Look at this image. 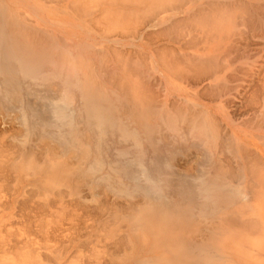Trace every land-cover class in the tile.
<instances>
[{
  "label": "bare ground",
  "instance_id": "obj_1",
  "mask_svg": "<svg viewBox=\"0 0 264 264\" xmlns=\"http://www.w3.org/2000/svg\"><path fill=\"white\" fill-rule=\"evenodd\" d=\"M260 2L251 4L252 6L249 2V6L246 4L256 17V19L252 18L251 22L248 16L250 10L248 14L246 6L243 7L244 3L242 5L237 0H108L104 2L0 0V112L3 115L13 116V120L16 119L21 125L15 126L10 133L1 132L5 135L0 136V204L6 196V194L2 195V191L5 190L3 184L8 185L11 182L9 186L14 187L5 210L0 211V232L1 228L9 225L10 221L19 214L29 213V209L33 206L36 208V211L33 209L36 216L32 215L35 219L33 221L35 227L30 226L32 224L29 222L33 220L31 216L30 220L23 221V227L29 233L21 239H14L15 241L11 239L13 243L15 242L12 250L10 246L7 250L0 251V264H41V258L46 261L45 264H86L87 262L94 264L100 258L101 261L106 260L108 257L105 258V255L112 247L109 248L110 250L107 248L100 252L101 250H96L98 246L94 244L96 242L98 244L102 238H104L102 241L107 240V243L113 244V241L120 240L118 236L122 239L116 243L122 248L126 247L127 252L123 257L117 255L119 253H113L112 255L117 257L113 258L112 264H260L258 259L264 258V251H257L256 243L259 238V244L264 246V205L256 201L259 198L256 200L254 196L251 198V192H248L251 186L248 191L246 190L247 195L250 194V202L247 201L248 196L244 194V188H241L243 185L240 186V183L235 181L240 175L244 178V174L237 176L234 167L230 165L231 157L227 158L230 162L225 160L227 153L230 152L233 156L232 161L236 160L237 167L239 161H244L247 157L251 158V163H258L255 152L248 148L251 141L259 145H253L255 151L257 152L258 148L259 154L264 155V146H261L264 144V138L258 135L264 133L262 129L264 123L263 126L259 125L260 122H255L256 119L253 122L258 124L257 126L252 122L253 117L249 122L245 121L246 124L242 123L243 120L241 122L243 127L249 126L250 129H255L256 125V129L262 128L258 129V133L248 130L249 132H242L237 136L238 128L234 122L236 120L233 121L228 114L230 106L225 109L236 90L234 88L236 85L232 87L231 84H225L236 83V81L233 83L232 75L225 79L226 73L230 69L233 70L232 65H234L229 59V55H232L229 51L233 49L227 47L231 45L228 46L231 41L239 44V40H242L239 38L235 42L234 37L236 35L242 37L240 33L243 32L240 30L243 29L237 25L240 22L244 23L245 20L237 22L243 19L241 16L244 15L245 18L248 16L247 20L250 21L253 32H256L255 35L264 36V2L262 4ZM31 5H36V9L30 10ZM182 7L185 9H181ZM178 16L184 18L181 17L180 20ZM201 20H205L204 25ZM190 21L193 23L196 21L197 24L200 21V27H192L194 24L191 25ZM246 24L245 21L242 26L247 28ZM184 25L189 27H184V29L187 27L186 31L179 27ZM74 29L80 32H77V37L82 35L81 40L89 39L94 43H78L79 38L71 34ZM181 29L183 30L179 32ZM170 30H175L174 34L177 30L178 36L175 35V38L168 36L172 39L169 41L176 39L180 42L179 38L183 31L185 33L181 38L185 39L186 34L189 35L190 40L195 33L202 35V42L199 37L196 40L197 35H195L194 39L201 44L200 46L196 44L197 47H194L204 59H200L202 57L199 55L196 58L195 53H192L195 60L190 59L192 57L190 54V56L182 53L180 55L177 51L175 53V50H172L174 47H167L169 45L167 43L166 47L165 44L161 48H159L161 45L153 47V41H162ZM137 35L147 38L145 39L147 43L144 41L145 43L134 46L146 51L147 55H144L147 57L150 55L151 60L147 59L150 62L145 61L146 56L140 58L142 54H138L139 60L135 52L132 54L130 50H122L124 47L132 46L130 42L135 40ZM231 36H233L232 40ZM189 39L186 40L190 41ZM195 40L190 41L189 45L186 43L188 48ZM103 41L109 45L104 46ZM87 45L90 47H86ZM97 46L100 48H96ZM92 48L93 60L90 58L85 60V55L87 56L85 52ZM131 49L135 50V48ZM140 49L139 51H142ZM143 51L141 53H144ZM220 54L223 57V54H226L228 57L223 67L220 66L223 61L220 62L218 59ZM240 59L242 60L243 57ZM239 61L238 59L234 62L240 63ZM151 62L155 73L154 75L152 73V76L150 74L152 69L149 66ZM92 63H96L107 72V78L104 79L106 84L113 90L114 88L119 90L123 98L117 93L119 91H112L110 94L102 91L96 76L86 72ZM109 65L119 69L128 81L120 80L118 72L117 76L113 74L115 72H108ZM158 66L170 71L180 82L186 83L189 73H192L188 78L191 81L194 79H191L193 76L196 79L193 80L194 82L204 79L213 82L212 86L204 88L206 91L203 89L204 94L197 93L193 81L191 82L193 86L190 84L192 91L189 90V96L209 98L208 104L193 105L195 102L191 104L186 102L187 106L185 105L184 108L175 103L170 108L166 107L165 103L158 104L159 97L156 94H159V91H155L159 89L156 88L157 86L156 90L153 89L154 84L148 81L151 77L154 78L155 67ZM248 74L243 75L248 77ZM245 77L243 76L242 79L244 80ZM252 97L253 94L249 97L251 102ZM258 100L254 99V102L257 103L260 101ZM115 105L121 108L125 120L133 124L132 130L118 118L119 111ZM257 112L256 116L259 114L260 118L264 117V99ZM247 123L250 124L246 126ZM222 124L230 129L229 133L226 130L222 132L224 130ZM225 133L228 136L224 140ZM109 136L115 137L124 145L114 148V158L110 163H106L101 141L103 142V137ZM31 138L33 145L29 144ZM105 141L104 138L103 143L108 145ZM260 141L263 143L259 144ZM223 142L225 150L222 148ZM145 144L147 148L143 149ZM163 147H167L165 152L168 151V155L161 154ZM105 149L109 148L105 147ZM36 151H41L44 157L39 158L40 154L37 155ZM146 152L148 157L145 155ZM222 156H226L224 162L227 161L228 163L225 162L227 165L222 164ZM177 158L180 160L178 161ZM246 163H242L244 169H247ZM251 163L248 164L249 170L257 164ZM262 170L263 168L260 167L259 176L263 174ZM262 179L264 180V176ZM57 181L58 186L70 188L71 199L80 197V194L88 191V195L91 192V197L98 200L94 198L98 192L94 191L102 186L123 201L117 199L119 203L117 201L115 204L109 202L103 204L100 208V218L95 220L96 217H92L95 222L99 219L98 230L103 231L102 234L100 232L98 234L97 230L90 227L91 232L86 233V235L91 234L87 235L85 237L87 241L82 243L91 244L94 247L91 252L81 255L80 251L74 248L75 245H71L60 255H56L54 251V257L58 258L52 261L51 258L43 256L42 252L52 251L53 246L50 243H54L59 229L60 234L74 232L72 242L77 243L79 233H76L75 222L79 221L81 215L77 209L85 211L84 203L78 198L74 199L72 213H65L63 197L58 200L59 204L56 201L58 207L55 210H52L50 204L45 201L39 207L38 204L43 200H39L40 195L37 196L36 193L48 197L52 194L63 196L60 194V189L55 188ZM261 183L262 185L258 184L260 187H254L264 191V181ZM32 195H36V201ZM28 197L31 198L30 201L34 199L32 201L34 203H37L38 199L37 207L34 203H26ZM27 204L30 205L29 208ZM46 206L51 209L46 208L50 213L46 212L44 208ZM30 211L32 213L31 209ZM5 216L8 217L4 219ZM64 224L68 225L67 228L63 227ZM32 227L33 229L37 227V230H30ZM93 230L95 231L92 233ZM12 234L17 236L15 232ZM30 234L35 238L30 239ZM57 237L59 239L57 238L55 242L57 241L60 248L63 245L58 244L61 243L59 241L61 239L59 235ZM7 239L6 242L10 243ZM34 241L38 249L32 252L24 251L34 247ZM1 243L6 245L4 240ZM57 245L54 247L55 250L58 249ZM66 245L68 247V244ZM84 246L85 248L82 246L81 248L87 249L86 245ZM114 246L113 244V248ZM81 248L79 247L80 250ZM89 248L90 245L88 247L90 251ZM84 249L81 251L84 252ZM57 252L60 253V249ZM49 260L52 262L49 263Z\"/></svg>",
  "mask_w": 264,
  "mask_h": 264
},
{
  "label": "rangeland",
  "instance_id": "obj_2",
  "mask_svg": "<svg viewBox=\"0 0 264 264\" xmlns=\"http://www.w3.org/2000/svg\"><path fill=\"white\" fill-rule=\"evenodd\" d=\"M96 1H98V0H95V2ZM101 2H104V1H108V0H100ZM236 1V0H235ZM238 1H240L241 3H242V5H243V3H244V6L243 7H245L246 6V4L248 5V2H249V5L250 6H252L251 4H254V3H258V2H260V1H251V0H237V2ZM261 1H263V0H261ZM223 2V1H222ZM227 2V1H226ZM251 2V3H250ZM264 2V1H263ZM263 2H260L261 4L263 3ZM248 5V6H249ZM183 6V5H182ZM246 8H247V13H248V11L251 9L250 7H247L246 6ZM29 9L30 10H34V9H36V5H31V6H29ZM181 9H185V7H182ZM252 10V9H251ZM250 10V14L248 15L250 18V21H251V19L252 18H254L255 16V14H254V12L253 11H251ZM242 15V14H241ZM246 15V16H247ZM245 16V15H244ZM244 16H241L243 19H239L238 20V22L237 23H239L241 20H245L246 21V26H247V28L244 26H242V24H245V21H244V23L243 22H240L237 26L238 27H241L242 29H243V31H241L240 29L241 28H239V30H240V32H243V33H240V34H242V37H240V35L239 36H235L234 37V39H235V42L236 41H238L239 40V38H242V42L239 40V44H238V42H236V43H234V45H233V43H231L232 41V39H233V36H231L230 37V39L231 40H229V41H231L230 43H229V41H228V46L229 47H227V48H230V50L231 49H233V50H231V51H229V53L231 54L232 53V55H229L228 53V55L230 56V61H232V63L234 64V65H232V69L233 70H229V72L228 73H226V75H225V79L226 78H228L229 76H231L232 75V81H233V83L236 81V83L235 84H232V83H230L229 82V84L228 83H225L226 85H230L231 84V86L232 87H234L235 85V87L234 88H236V90H234L235 92H233V96L230 98V101L227 103V105H226V110H227V107H229L228 108V114L229 115H231V119H233V121L234 120H236V121H234L235 122V124H236V128H238V130H237V132H236V134H237V136L238 135H240V134H242V132H249L248 130H253V131H255L256 133H258L259 132V128H262V127H258V129H256V127L258 126V124H256V123H254L253 121H255L256 119V121L255 122H257V123H259L260 122V124L259 125H261L262 123H264V117H262L261 116V118H260V116H259V114H257L258 116H256V112L257 111H259V108H260V106H262V103H263V99H264V94H263V92H264V85H262V84H264L263 83V78H264V36H260V35H255L256 34V32H253V29H252V25H251V23H250V21H248L247 19V17L245 18ZM181 17H182V19L184 18V16H178V19H180L181 20ZM206 19V18H205ZM255 19H256V17H255ZM254 19V20H255ZM191 23V25H193L192 27H200V24L199 23H203L202 25H204L205 23V20H201V22L199 21L198 22V24L196 23V21L193 23L192 21H190ZM252 22V21H251ZM59 23H61V22H59ZM189 23V22H188ZM196 23V24H195ZM206 23H208V22H206ZM250 23V24H249ZM201 25V26H202ZM248 25H250V26H248ZM185 26H187L188 27V25H184V26H179L180 28H183L184 29V27ZM186 27V28H187ZM251 27V28H250ZM176 28H178V26L176 27ZM185 28V29H186ZM189 28V27H188ZM250 28V29H249ZM183 29H181V30H179V32H181ZM184 29V30H185ZM251 29H252V31H251ZM175 30H170V32L168 31V33H166V37H174L175 35H177L178 36V32H177V30H176V32H175V34L173 33ZM186 31V30H185ZM77 32L78 33H80L79 31H77L76 29H74V30H72L71 31V34L74 36V37H76V38H79V40H77L76 38H72V39H76L77 41H78V43H84V44H89V42L90 43H94V42H92V41H90L89 39H83L82 38V40L80 39L81 38V36L80 37H77ZM184 31H183V34L182 35H184ZM70 34V35H71ZM173 34V36H170V35H172ZM254 34V35H253ZM58 35V34H57ZM181 35V36H182ZM194 35V34H193ZM195 35H197L196 37H195ZM195 35L194 36H191V40L189 39V35L188 34H186L185 35V37H186V39L188 38L190 41H193V40H197V38L202 42L203 40V36L202 35H200L199 33L198 34H196L195 33ZM61 36V35H60ZM141 36V35H140ZM139 35H137V37H139V38H137V40H136V38H135V40H131V42H130V44H132V46H130V47H124V48H122V50L123 49H126V50H130V52H132V54L134 53V54H136L137 55V57H138V59L140 60V58H142V56H146L147 54V52L145 51H143L142 49H140V47H135L134 45L136 44V45H140V44H142V43H147V40H145V39H147V38H145V36L143 37V36H141L140 37ZM181 36H180V38L179 39H181V41L180 42H182L183 43V45L185 46H183L182 45V43L180 44V42H179V40H177L176 41V39L175 40H173V41H169L170 39H169V37L168 38H166L165 37V39H167V41L164 39V41H163V39H162V41L161 40H157V41H159V42H157L156 40H154L153 42V47H159L160 45V47L159 48H161V47H163L164 45L163 44H165V46L164 47H166V45L167 44H169L167 47H174L172 50H175L174 52L176 53V51L177 52H179L180 53V55H181V53H182V55H192V57L190 58L189 56V58L190 59H194L195 60V58H194V53H195V57L197 58L198 56L197 55H199V57H202V58H200V59H204L203 58V56H200V54L196 51V48L195 47H197V45L196 44H198V46H200V44H201V42L200 41H196L195 40V42L193 43L192 42V45H190L189 47L190 48H188V45L191 43L190 41H187L185 38H181ZM201 36V37H200ZM62 38H65V39H68V38H66V37H64V35H62L61 36ZM183 37V36H182ZM193 37V38H192ZM194 37H195V39H194ZM175 38V37H174ZM177 38V37H176ZM183 39V40H182ZM64 40V39H63ZM142 40H143V42H142ZM172 40V39H171ZM186 40V41H185ZM66 41V40H65ZM145 41V42H144ZM161 41V42H160ZM179 42V43H178ZM102 43H104V46L105 45H109L107 42H102ZM150 43H152V41L150 40ZM156 43V44H155ZM167 43V44H166ZM188 45H187V44ZM155 44V45H154ZM235 44H238V46L236 45L235 46ZM129 46V45H128ZM195 46V47H194ZM233 46V47H232ZM86 47H90L89 45H87ZM194 49H193V48ZM234 47H236V48H234ZM96 48H100L99 46H97ZM131 48H135V50L137 51H139V49L140 50H142L144 53H141L142 51H135L134 49H131ZM137 48V49H136ZM179 48V49H178ZM181 48V49H180ZM184 48H186V49H184ZM240 48V49H239ZM171 49V48H170ZM177 49V50H176ZM191 49H193V50H191ZM234 49H236L235 51H234ZM92 50H93V48L92 49H90V51H88V52H85V54H87V56L85 55V60H89L88 58H90V60H93V58H94V56H93V53H92ZM134 50V51H133ZM171 50V51H172ZM189 50H191V52L189 51ZM239 51V52H238ZM193 53V54H192ZM198 53V54H197ZM212 53V51L210 52V54ZM235 53V54H234ZM236 53H237V55L238 56H241V57H243V59L241 60L237 55H236ZM141 55V57L139 56V55ZM144 54H146V55H144ZM103 55L105 56V54L103 53ZM224 55V57H225V55L226 54H223ZM245 55V56H244ZM250 57L249 59H248V57ZM149 56L150 55H148V57L146 56V59H145V61L148 59H150L149 58ZM221 57V59H220V57ZM219 56H217V57H219L218 59L220 60V62H221V60L223 61V62H221V63H223V64H221L219 61H218V65H220V66H225V61H227L228 60V57H227V55H226V57H227V59H226V57L224 58L223 56H221V54L219 55ZM234 56H235V58H234ZM254 56V57H253ZM140 57V58H139ZM223 57V58H222ZM237 57H238V59L240 60L239 62L240 63H235L236 61H238V59H237ZM135 58V57H134ZM234 59V61H233V59ZM136 59V58H135ZM138 59H136V60H138ZM232 59V60H231ZM251 59V60H250ZM146 61V62H150V61ZM151 60V59H150ZM244 61H247V62H244ZM90 62H92V61H90ZM220 63V64H219ZM228 65V64H227ZM149 66H150V68L152 69L151 70V76H152V73H153V75L155 74L154 73V70H153V68H154V66H153V68L151 67L152 66V62H151V64H149ZM236 66V67H235ZM222 67L220 68V69H222ZM236 69H235V68ZM253 67V68H252ZM90 69H88V70H86V72L87 73H89V75H92V74H94V77L96 76V81H97V83L98 84H100V88L102 89V91H104V92H107V93H111L112 91L114 92V91H119V90H117V89H115L114 88V90H113V88H111V87H109L107 84H106V81L104 80V79H106L107 78V72L106 71H104V70H102L96 63H92V66L91 67H89ZM155 71H156V75L154 76V78H150L149 79V76H147L146 75V77H148V81L151 83L152 82V85H153V89H155V87L157 88V89H159V90H156L155 92H157V91H159V94L157 93L156 95H158L157 97H159V98H157L158 100V104H160V103H165L164 105L166 106V107H168V108H170L171 106H172V104L173 103H175V104H178V105H180V106H183V108L185 107V105L187 106V103H189L190 102V104L192 103V102H195V103H193V105H195V104H202V103H204L205 105L206 104H208V99L207 98H205V99H201V98H203V96L200 98H195V97H192V96H189V92L190 91H192V90H190L191 89V87H190V84H191V86H193V84L191 83L194 79H195V77H193V76H191V79L192 78H194V79H192V81L190 80V79H188V78H190L189 76H190V74H192V73H189V76H188V78H187V80L185 81L186 83H184V81L183 82H180V80H178V79H175L173 76H172V73L170 72V71H168V70H166L165 71V69H163V68H161L160 66H158V67H155ZM250 69H252V70H250ZM244 70H246V72L244 71ZM247 71H249L248 73H250V75L247 73ZM251 71V72H250ZM254 71V72H253ZM258 71V72H257ZM108 72H115V73H113V74H115L116 75V73L118 72V74L120 73V75H119V79H120V77H121V79L120 80H124L123 82H125L126 80L128 81V79L126 78V76L125 75H123V73H121V71L119 70V69H116V68H114L112 65H109V67H108ZM234 73V75H233V73ZM246 73V75L248 74V77H245L246 75H243V74H245ZM252 73V74H251ZM117 74V75H118ZM150 74H148V75H150ZM254 74H256L255 76H254ZM262 74H263V76H262ZM116 75V76H117ZM245 77L244 78V80L242 79L243 78V76ZM252 75V76H251ZM169 77V78H167V77ZM250 76V77H249ZM254 76V77H253ZM124 77V78H123ZM252 77V78H251ZM164 78H166L165 80H164ZM171 79H173V80H171ZM235 79V80H234ZM87 80H89V79H87ZM104 80V81H103ZM151 80V81H150ZM196 80V79H195ZM194 80V81H195ZM205 80V81H204ZM204 80H201V81H198V82H194V85L195 86H193L194 88H196L197 90V93L199 92V93H203V89L204 88H206L207 86L209 87V85H211L212 86V83L213 82H210L209 80H206V79H204ZM238 80V81H237ZM242 80V81H241ZM158 81H162L161 83L163 84V86L161 85V83H159ZM172 81V82H171ZM179 81V82H178ZM204 81V82H203ZM240 81V82H239ZM252 81V82H251ZM188 82V83H187ZM247 82V83H246ZM249 82V83H248ZM166 83V84H165ZM196 83V84H195ZM241 83H243L242 85H241ZM251 83V84H250ZM157 84H159V85H157ZM189 84V85H188ZM203 86H202V85ZM250 85V86H249ZM261 85V86H260ZM210 86V87H211ZM214 86V85H213ZM244 86V88H242L241 89V87H243ZM245 86H249V87H245ZM261 87H263V88H261ZM133 88L134 87H132L131 89L133 90ZM165 88H166V91H165ZM178 88V92L176 91V89ZM212 88V87H211ZM210 88V89H211ZM239 88V89H238ZM257 88V89H256ZM184 90V91H181V90ZM188 89V90H187ZM252 89H254V90H252ZM263 90L262 92H261V90ZM164 90V91H163ZM190 90V91H189ZM205 90V89H204ZM240 90V91H239ZM258 90H260V91H258ZM161 91V92H160ZM187 91V92H186ZM206 91V90H205ZM204 91V92H205ZM207 91H209L208 89H207ZM246 91V92H245ZM135 92H137V91H135ZM185 92V93H184ZM237 92H239V93H237ZM252 92V93H251ZM258 93V94H255V93ZM119 95H121V97L123 98L124 96L121 94V92L119 91V92H117ZM188 93V94H187ZM206 93V92H205ZM237 93V94H236ZM260 93V94H259ZM262 93V94H261ZM161 94V95H160ZM181 94V95H180ZM187 94V95H186ZM204 94V93H203ZM236 94V96H234ZM252 94H253V97L251 98L253 101L251 102V100L249 99V97H251L252 96ZM173 95V96H172ZM262 96V97H261ZM177 97V98H176ZM204 97H205V95H204ZM239 97V98H238ZM255 97V98H254ZM189 99H191V100H189ZM198 99H199V101H198ZM254 99L257 101L258 99L260 100H258L259 102H257V103H255L254 102ZM162 101V102H160V101ZM197 100V101H196ZM248 100H249V102H251V103H249L248 102ZM187 102V103H186ZM262 102V103H261ZM250 104V106H249V104ZM254 103V105L256 106H254V105H251V104H253ZM157 104V105H158ZM231 104V105H230ZM259 106V107H257V105ZM162 105V104H161ZM116 106V105H115ZM254 106V107H253ZM117 107V109H118V118H120L122 121H123V124H126V125H128V126H126V127H128L130 130H132L133 129V124H130L128 121H126L125 120V117L123 116V114H122V112H121V108H118V106H116ZM225 110V111H226ZM257 113H259V112H257ZM0 136H2V135H5V134H7V133H10L11 132V129H14L15 128V126H21L19 123H17V120L15 119V120H13L14 119V117L12 116H9V115H3L1 112H0ZM254 114V115H253ZM3 116L6 118H3ZM8 117H11L10 119L8 118ZM252 117H253V120H252V122L254 123V124H256L255 125V129H250L249 128V126H248V124H250V123H247V125L246 126H248L247 128L246 127H243L244 125L243 124H246V122L245 121H247L248 120V122H249V120L250 119H252ZM259 119H258V118ZM244 120V121H243ZM243 121V122H242ZM10 122V123H9ZM125 122V123H124ZM240 122V123H239ZM243 124H242V123ZM16 124V125H15ZM12 125V126H11ZM243 125V126H242ZM262 126H263V124H262ZM222 127H223V129L224 130H222V132H224L225 130L229 133L230 132V129H227L226 128V126L225 125H223L222 124ZM253 127H254V125H253ZM262 129H264V128H262ZM239 130H241V131H239ZM4 133V132H6L5 134H2V133ZM167 133V132H166ZM165 133V134H166ZM168 134V133H167ZM226 134V133H225ZM224 134V135H225ZM235 134V135H236ZM223 135V136H224ZM229 135H231V133L229 134ZM260 137H263L264 138V133H259L258 134ZM222 136V137H223ZM226 136H228V134H226L225 135V137H223V139L225 138L226 139ZM104 138H105V142H107V144L108 145H106V143H103L104 142ZM143 138V137H142ZM166 138H167V135H166ZM220 139H222V138H220ZM222 139V140H223ZM224 139V140H225ZM8 140H9V137H8ZM103 142L101 141V149H102V153H103V157H104V159H105V162L106 163H110V161H111V159L112 158H114V148H116V147H118V146H123L122 145V143L120 144L119 142H118V140L117 139H115V137H111V136H109V137H103ZM143 141H145V139L143 138ZM162 142V141H161ZM219 142H221L220 140H219ZM94 143V142H93ZM224 143V142H223ZM261 143H263V141H260L259 142V144H261ZM29 144H31V145H33L34 143H33V138H31V141L29 142ZM104 144V145H103ZM144 144V143H143ZM143 144H142V146H143ZM162 144H164V143H162ZM224 146H222V148L224 147V148H226L225 147V143L223 144ZM253 145H257V143L256 144H254V142L253 141H251V144H250V147H248V146H246V147H248V148H250L251 150H252V152L257 156V161H258V163L257 162H253V163H251V158L249 159L248 157H247V159L246 160H244V161H239V166L237 167V164H236V160H233L232 161V158H233V156H232V153L230 154V152L229 153H227V155H226V153L224 154V155H226V156H222V164L223 165H225L226 163H228V162H232V163H230V165H232L233 167H234V171L236 172V174H237V176L239 175V174H244V178L242 177V175H240V176H238V177H236L237 179L238 178H240L239 180L241 181V182H239V180H237V179H235V181L236 182H238V183H240V186H241V184L243 185V186H241V188H244L243 189V192H244V194L246 195V197L248 196V198H247V201L250 199V192H251V198L254 196V198H255V200L257 199V198H259V200H256V201H258V202H261L260 204H263L264 205V191L262 190V189H259V188H257V187H254V186H258V187H260L259 185L261 184L262 185V181H264L263 179H262V176H264V155L262 156V155H260L259 154V149L257 148V152L255 151V149H254V147H253ZM163 145H161V147H162ZM257 146H259V145H257ZM261 146H264V144L263 145H261ZM105 147L107 148H109V149H111V150H109V149H105ZM111 147V148H110ZM146 149L147 148V145L145 144L144 145V147H143V149ZM167 147H163L162 149V151H161V154L162 153H165L166 155H168V151H167V153L165 152L167 149H166ZM223 148V149H224ZM225 150V149H224ZM250 150V151H251ZM38 152V153H37ZM36 154L38 155V154H40V155H38V157L39 158H41V157H44V154L43 153H41V151H36ZM258 154H259V156H258ZM145 155L148 157V152H146L145 153ZM108 156V157H107ZM224 157H226L225 158V160H228V162L227 161H225L224 162ZM230 158L231 160L229 161V159H227V158ZM107 159V160H106ZM254 159H255V157H254ZM177 160L179 161L180 160V158L178 159L177 158ZM247 160H249L248 161V164L249 163H251V164H253V165H255L256 163V167H257V169H254V168H256L255 166H251L253 169H248V168H250V167H248L249 165L246 163L247 162ZM235 161V162H234ZM252 161H254L253 159H252ZM256 161V160H255ZM237 162H238V160H237ZM243 162H245L246 163V165H247V169H244L243 168V165H242V163ZM235 163V164H234ZM255 163V164H254ZM182 164V163H181ZM221 164V165H222ZM227 165V164H226ZM263 165V166H262ZM242 166V167H241ZM262 167L263 168V170H262V172H263V174L261 175L260 174V176L258 175L259 173H258V171H259V168L260 167ZM239 167H241V168H239ZM239 168V169H238ZM238 170H240V171H238ZM247 170V171H246ZM248 170H249V172H248ZM251 170L253 171V172H251ZM241 172V173H240ZM256 174V176H254V175H250V174ZM257 175L260 177H257ZM251 176H253V178H258V180L255 178V179H253V178H251ZM262 181H261V180ZM252 180H253V183H252ZM248 181H250V182H248ZM256 181H258V182H256ZM259 185H258V184ZM11 184V182H9V184L8 185H4L3 184V188L5 189L4 191H2V195H4V194H6V196H5V198L3 199V201H2V203L0 204V211H4L5 209V206L7 205V202H8V199H9V195H10V193L13 191V189H14V187H12V186H9ZM253 184V185H252ZM255 184V185H254ZM59 185V182L57 181V183L55 184V188H59L60 189V194H62L63 196H57L56 194H52V195H50L51 196V198H50V196L48 197V196H45V195H43V194H40V193H36V195L37 194H39L40 195V197H39V200L40 199H42L43 200V202H41L40 204H38L39 205V207L40 206H42L43 204L42 203H48V204H50V207H51V209L52 210H55V209H57V207H58V205H56L57 204V202H58V204H59V202L60 201H58V200H61V198L60 197H63V201L64 202H62V204L64 205V207H65V213H70L73 209H74V206H73V203H75L74 202V199H76V198H78V200H80L82 203H84L83 204V206H84V208H85V211H80V210H78L77 209V212H79L81 215H80V218H79V221H77V222H75V224H76V227H75V229L77 230L76 231V233H79V235L77 236V238L79 239V241H77V243H73L72 241V239H73V236L74 235H72V233H74V232H72L71 233V231H70V233L69 234H67V232H65V233H63V234H60L61 233V231H60V229H59V231H58V233H57V236L59 235L60 236V239L61 240H63L65 243H63V241H61V240H59L61 243H58V244H60L61 246L63 245L64 246V248H65V250H63L64 248H62V247H58V245H57V241L55 242V240H57V236H56V238L54 239V243H50V245L51 246H53V248H52V251H50V253L48 252V253H46V251H44V252H42V254H44L43 256H46V257H48V258H51L52 259V261L55 259V261L57 260V256L56 257H54L55 255H53L54 253L57 255V254H62L64 251H66L69 247H71V245H75L74 246V248L77 250V251H80V254L81 255H87L89 252H91L93 249L92 248H94V247H92L91 246V244H88V243H86V244H83L82 242H86L87 241V239H85V237L87 236V235H89V234H91V233H89V234H87L86 235V233H88V232H91V228L90 227H92L93 229H95V230H97V232H98V234H99V232H100V234H102L101 232L103 231H100V230H98V228L100 229V225L98 224V220H97V222H95V220L97 219V218H100V208H101V206L103 205V204H105V203H110V204H115L118 200H120V202H122L123 200L121 199V198H118V197H116L115 196V194L113 193V192H111V191H109V190H105V187H102V186H100V187H98V190L96 189L94 192L96 193V192H98L99 193V190H100V193H99V195H102V193H106L105 191H107V193H106V195H107V197H106V195L105 194H103L102 196H99L98 195V193L96 194V197H94V198H97L98 200H96V199H93L91 196H92V194H91V192H90V195H88L89 194V192L88 191H86L87 192V194H86V192H83L82 194H80V197H72V199H71V196H69L70 195V188H68V187H65V188H63V186L61 187V186H58ZM248 186V187H247ZM251 186V189L253 190H251L249 187ZM253 186V187H252ZM246 187V188H245ZM261 187H263V186H261ZM57 188V189H58ZM100 188V189H99ZM58 189V190H59ZM250 189V190H249ZM257 189V190H256ZM259 189V190H258ZM249 192L248 193V195H247V191ZM85 191V190H84ZM104 191V192H103ZM254 191H256V192H254ZM260 191V192H259ZM254 195H253V194ZM259 193V194H258ZM111 194V195H110ZM36 195H32V196H34L35 198V201H36ZM39 195H37V196H39ZM81 195H82V197H81ZM83 195H85V196H83ZM105 195V196H104ZM262 195V196H261ZM31 196V197H32ZM43 196H45L46 197V199H44V197ZM99 196V197H98ZM41 197H43V198H41ZM48 197V198H47ZM90 197V198H89ZM50 198V199H49ZM53 198V199H52ZM81 198H82V200H81ZM253 198V199H254ZM30 197H28L27 198V201L28 202H26V203H29V204H31V203H34V202H32L33 200H31L30 201ZM118 199V200H117ZM49 200H50V203H49ZM87 200V201H86ZM30 201V202H29ZM45 201V202H44ZM57 201V202H56ZM88 201H91V202H88ZM96 201H98V202H96ZM76 202H77V200H76ZM248 202H250V200L248 201ZM258 202H256L257 204L256 205H258ZM263 202V203H262ZM37 203H38V199H37ZM37 203L35 202L34 203V205L36 204V207H37ZM99 205H98V204ZM108 203V204H109ZM118 203H119V201H118ZM253 203V202H252ZM254 203H255V201H254ZM253 203V204H254ZM29 204H27V207L29 206L30 207V205ZM259 204V205H260ZM28 207V208H29ZM256 207V206H255ZM28 208H27V210H28ZM45 208V210H46V212H48V213H50L49 211H47V209H50L48 206H46V207H44ZM47 208V209H46ZM30 209L32 210V213H30L31 211H30ZM29 209V213H27L26 211H24L25 213H27V214H23V215H18V217H15V221L13 220V221H10V224L9 225H6L5 227H3V228H1V232H0V247L2 246V248H0L1 250L0 251H3L4 249H8L10 246V249L12 250V247H13V245H14V243H13V241L12 240H16V239H21V237H26V234L27 233H29L28 231H26L25 229H24V227H23V221L24 220H30L31 218H30V216L33 218V216L32 215H34V216H36V214H34V210L36 209L34 206H33V208L31 207ZM34 209V210H33ZM50 209V210H51ZM19 209H17V211H18ZM16 211V212H17ZM36 211V210H35ZM73 212V211H72ZM71 212V213H72ZM17 213H21V212H17ZM36 213V212H35ZM89 214V215H88ZM22 216V217H21ZM27 217V218H25V217ZM86 217V219L88 220L89 218V220L88 221H86V219H85V217ZM8 216H5L4 217V219H6ZM82 217H84V219H82ZM92 217H96L95 218V220H94V218H92ZM20 218V219H19ZM30 218V219H29ZM91 219H92V221H91ZM20 221V222H19ZM33 221H35V219L33 218V220H32V222ZM85 221V222H84ZM94 221V222H93ZM12 222H13V224H12ZM17 224H16V223ZM31 221L29 222L30 224H32V225H30V226H33V227H35V225H33L35 222H33L32 223ZM28 223V222H27ZM83 223V224H82ZM87 223V224H86ZM11 225V226H10ZM78 225H79V227H78ZM89 227H88V226ZM96 225V226H95ZM67 226L68 225H66V224H64L63 225V227L64 228H67ZM124 226V225H123ZM33 227L32 228H30V230L31 229H33ZM88 228H90V229H88ZM33 230H37V227L36 228H34ZM62 230V229H61ZM87 230V231H86ZM95 230H93L92 231V233L95 231ZM126 230V229H125ZM124 231V230H123ZM13 232H15V233H17L16 235L18 236H13ZM63 232V231H62ZM18 233L21 235H18ZM80 233H82V234H80ZM67 235V237H66V235ZM75 234V233H74ZM85 234V235H84ZM63 237H62V236ZM69 235V236H68ZM72 235V236H71ZM124 235V234H123ZM7 236V237H6ZM32 235L30 234V239H34L35 237H31ZM81 236V237H80ZM83 236V237H82ZM62 237V238H61ZM69 237V239H67ZM119 237V239L121 240L122 238H120V236H118ZM8 238V239H7ZM13 238V239H12ZM70 238H71V241H70ZM6 239H7V241H10V243H8V242H6ZM12 239V240H11ZM40 238H38V240H39ZM59 239V238H58ZM66 239V240H65ZM93 239H94V236H93ZM92 239V240H93ZM115 239H118L117 237H115ZM115 239H113V240H115ZM2 240H4V243L6 244V245H4V244H2L1 242H2ZM14 240V241H15ZM102 240H104V238H102V239H100V242L102 243H100L99 242V240H98V244H97V242L94 244V242H93V244H94V246L95 245H97L98 247H97V249L96 250H98V251H100V252H103V251H105V250H107V248H108V250H110L109 251V253L107 254V255H105V258L106 257H108L105 261L104 260H102L101 261V258L97 261V262H99V264H112V261H113V258L114 257H117V256H113L112 254L114 253V254H117V253H119V254H117V255H121L122 257H123V255L125 254V252H127L126 251V247H121L118 243H116V242H118V241H120V240H118V241H116V242H112V240H110L115 246H114V248H113V244H109V243H107L108 241L106 240L105 242L104 241H102ZM58 241V242H59ZM94 241V240H93ZM257 243H256V245H257V251H264V246H262V245H260L259 244V238H257ZM67 242V243H66ZM69 242V243H68ZM71 242L73 243V244H71ZM56 243V245H57V250H59L60 249V253L59 252H57V250H55L54 249V247H56V245H54ZM82 243V244H81ZM34 244H35V241H34ZM65 244H68V247H67V245L65 246ZM70 244V245H69ZM108 244H109V246H108ZM59 245V246H60ZM82 247H84L85 248V246L84 245H86V247H87V249H84L85 251L84 252H82L83 251V249L81 248V246ZM89 245H90V247L91 248H89L90 249V251L88 250V247H89ZM105 245H106V247H105ZM6 246V248H4ZM34 247H32V248H30V249H25L24 251H30V252H32L33 250H37L38 249V245L37 244H35V245H33ZM36 246V247H35ZM102 246H104L103 248L100 247ZM112 246V247H111ZM260 246V247H259ZM79 247L81 248V250L79 249ZM111 247V248H110ZM105 248V249H104ZM110 248V249H109ZM125 248V249H124ZM88 250V251H87ZM117 250V251H116ZM122 250H124L123 252H122ZM54 251H56V252H54ZM87 251V252H86ZM114 251H116V253L114 252ZM54 252V253H53ZM112 252V253H111ZM83 253V254H82ZM106 254V253H105ZM48 255V256H47ZM50 255H52V257H54V258H52ZM58 255V256H59ZM39 256H40V254L38 255V259L40 260V258H39ZM50 256V257H49ZM103 256V255H102ZM121 256H119V258L121 257ZM104 257H102V259H103ZM111 258V259H110ZM259 261L258 262H260V264H263V262H264V258H260V259H258ZM41 264H45L46 263V261L44 260H42V258H41ZM51 260H49L48 262L50 263V262H52ZM100 261H101V263H100ZM97 262L96 263H94V264H97ZM86 263V262H85ZM88 263V262H87ZM86 263V264H87ZM88 264H91L90 262L88 263ZM258 264V263H257Z\"/></svg>",
  "mask_w": 264,
  "mask_h": 264
}]
</instances>
